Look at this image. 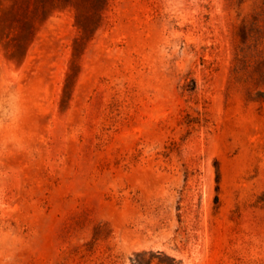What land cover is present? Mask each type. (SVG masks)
Instances as JSON below:
<instances>
[{"label":"rangeland","instance_id":"obj_1","mask_svg":"<svg viewBox=\"0 0 264 264\" xmlns=\"http://www.w3.org/2000/svg\"><path fill=\"white\" fill-rule=\"evenodd\" d=\"M0 264H264V0H0Z\"/></svg>","mask_w":264,"mask_h":264}]
</instances>
